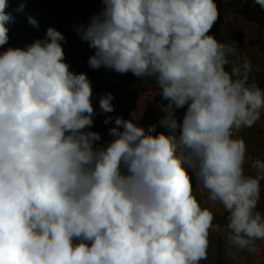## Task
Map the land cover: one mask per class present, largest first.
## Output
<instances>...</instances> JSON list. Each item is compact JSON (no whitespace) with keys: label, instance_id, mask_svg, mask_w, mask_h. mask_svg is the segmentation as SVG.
<instances>
[{"label":"clouds","instance_id":"clouds-1","mask_svg":"<svg viewBox=\"0 0 264 264\" xmlns=\"http://www.w3.org/2000/svg\"><path fill=\"white\" fill-rule=\"evenodd\" d=\"M100 2L77 29L94 49L89 67L151 79L167 101V131L133 111L115 117L101 145L92 82L70 69L54 27L0 51V264H200L217 206L229 253H255L264 159L239 133L260 120L264 88L251 62L210 34L216 0ZM8 3L0 0V48L14 21ZM113 100L99 97L102 113Z\"/></svg>","mask_w":264,"mask_h":264},{"label":"rangeland","instance_id":"rangeland-1","mask_svg":"<svg viewBox=\"0 0 264 264\" xmlns=\"http://www.w3.org/2000/svg\"><path fill=\"white\" fill-rule=\"evenodd\" d=\"M21 2L22 0H9L6 11L12 13L14 21L7 25L9 42L0 51L9 46L25 47L37 38L43 39L49 27L61 31L66 37V41L61 43L70 69L76 73L86 72L92 82L93 104L97 115L91 130L101 134V145L112 138L109 136V129L114 126L115 117L123 116L128 119L133 111H137L138 115L142 114L139 123L146 128L156 124L157 133L167 131L159 125V120L164 115L161 104L167 101H162V97L156 95L158 88L151 79L142 82L131 73L119 74L103 66L99 69L89 67L88 59L94 54V49L81 39L77 29L81 24L87 25L89 18L103 7L100 0H26L24 10L17 12ZM216 3L219 17L210 34L221 42L234 46L240 54L241 62L242 59H248L253 69L250 79L264 88V8L254 4L253 0H216ZM29 16L37 19L38 27L28 22ZM234 59L230 57V61ZM109 92L114 96V111L102 113L99 97ZM185 111L186 108L177 110L178 122H182ZM106 116L113 117L108 124L104 123ZM239 135L246 140L250 155L264 159V111L254 126L242 129ZM261 183L258 209L264 211V181ZM194 194L203 203L204 198L199 195L195 184ZM212 211L214 221L210 230L207 259L200 264H264V241H257L255 253L243 251L235 256L229 253L224 240L227 213L219 206Z\"/></svg>","mask_w":264,"mask_h":264}]
</instances>
